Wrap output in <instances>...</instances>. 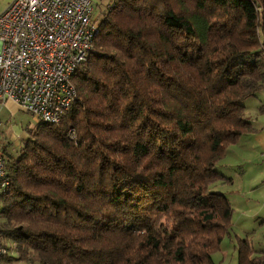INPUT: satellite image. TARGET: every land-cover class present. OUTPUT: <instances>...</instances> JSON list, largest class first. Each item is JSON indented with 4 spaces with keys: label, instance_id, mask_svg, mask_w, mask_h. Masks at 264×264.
<instances>
[{
    "label": "trees",
    "instance_id": "obj_1",
    "mask_svg": "<svg viewBox=\"0 0 264 264\" xmlns=\"http://www.w3.org/2000/svg\"><path fill=\"white\" fill-rule=\"evenodd\" d=\"M96 26L76 101L3 148L0 240L30 264H213L217 167L264 90V0H114ZM254 252L241 240L237 264Z\"/></svg>",
    "mask_w": 264,
    "mask_h": 264
},
{
    "label": "built area",
    "instance_id": "obj_2",
    "mask_svg": "<svg viewBox=\"0 0 264 264\" xmlns=\"http://www.w3.org/2000/svg\"><path fill=\"white\" fill-rule=\"evenodd\" d=\"M92 12L91 0H11L0 11V103L58 123L77 99L72 74L96 53ZM8 188L0 153V194ZM8 253L0 240V258Z\"/></svg>",
    "mask_w": 264,
    "mask_h": 264
},
{
    "label": "rangeland",
    "instance_id": "obj_3",
    "mask_svg": "<svg viewBox=\"0 0 264 264\" xmlns=\"http://www.w3.org/2000/svg\"><path fill=\"white\" fill-rule=\"evenodd\" d=\"M108 1L110 0H102V3L105 4ZM100 16L94 18L93 22L97 23ZM247 102V100L244 101V104H249ZM243 117L254 119V112L247 113L244 111ZM261 117L264 121V116ZM39 121V118L23 109H16L13 112L6 110L0 114V134L4 133L5 130L9 131L11 127L14 131V138H20V135L23 137L27 130L29 133ZM245 136L248 137H240L241 139L235 144L227 146L225 155L220 161L224 165L217 167L220 173L232 179V184L218 183L215 187L219 191L222 190L231 200L238 195L240 182L238 174H242L240 168L245 167L248 176L243 178L242 193H245V188H248L247 192L249 193H246V197L249 202L248 205L241 204L240 206L230 202L232 207L230 234L222 239L218 250L212 253L211 258L214 264H237L242 239L248 240L249 248L253 251H264V153H262L264 150V130ZM19 142L9 146L13 153L20 147L22 141L20 144ZM3 147V144H0L1 154ZM1 242L8 248L12 245L10 241H8L9 244H6L4 239ZM15 258L9 251L2 259L14 264Z\"/></svg>",
    "mask_w": 264,
    "mask_h": 264
},
{
    "label": "crops",
    "instance_id": "obj_4",
    "mask_svg": "<svg viewBox=\"0 0 264 264\" xmlns=\"http://www.w3.org/2000/svg\"><path fill=\"white\" fill-rule=\"evenodd\" d=\"M10 1L11 0H0V11H2L7 6V4ZM91 1H92V5H93V12H92V16L91 17H92L93 20L98 15L99 16L101 15L102 11L106 8V6H108L112 2H114V0H110L107 3L103 4L102 0H91ZM246 100L248 101L247 103H249V104H244V102H243V105H244L243 112L244 111H246L247 113H249L250 111L254 112V119L253 118H251V119L245 118L246 120L250 121V123L252 124V126L254 128V131L249 132V133H247L245 135L256 134L258 131L264 130V121H262V117H261V116H264V90L258 91L255 96L248 97L244 101H246ZM16 109H21V108L14 101H12L10 99H7L3 103H0V114L4 113L6 110H9V111L13 112ZM0 125H1V122H0ZM35 127L36 126H34L33 128H35ZM27 135H28V130H27V133H25V136L22 137L20 135V138H14V131L10 127L9 131L5 130L4 133L0 134V144H3V146H4L3 148H6L10 152H12L11 151L12 149L9 146L12 143H18L19 141L21 142ZM245 135L239 136L237 138V140L234 143H232V144H235L242 137H248V136H245ZM20 142H19V144H20ZM262 153H264V150H262ZM219 165L220 166L224 165V163L220 162ZM240 171L242 172V174L241 173L238 174L239 179H240L239 188H238L239 191H237L238 195L235 196L232 200H231V198H229L226 195L228 200H229V202H233L234 204H238V206H240L241 204L248 205V202H249V199L246 197V193H249V192H247L248 188H245V193H242V189L244 187L243 178L248 176V171L246 172V169H245L244 166L240 168ZM242 240H246L248 242L247 239H242ZM5 242H6V244H9L8 241H5ZM9 251L12 254V256L16 257V254L14 253V251L12 249V245L9 248ZM15 259H16V261H15L14 264H30L29 262H27L24 259H18V258H15ZM0 264H10V263L6 262L4 259L0 258Z\"/></svg>",
    "mask_w": 264,
    "mask_h": 264
}]
</instances>
